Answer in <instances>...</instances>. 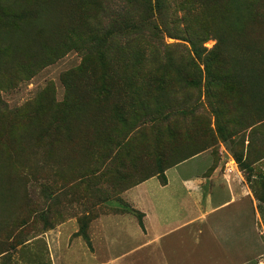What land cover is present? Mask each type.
<instances>
[{
  "label": "trees",
  "instance_id": "trees-1",
  "mask_svg": "<svg viewBox=\"0 0 264 264\" xmlns=\"http://www.w3.org/2000/svg\"><path fill=\"white\" fill-rule=\"evenodd\" d=\"M70 1L0 0V76L20 72L23 62L32 57L41 60L38 69H43L71 50L84 54L81 67L66 79L68 92L62 103L43 92L35 102L10 109L0 98V258L15 249L27 225L9 233L4 230L14 221L17 195L32 180V168L26 163L35 150L57 145L82 148L83 160L98 165L84 178L99 175L114 180L111 195L118 197L152 178L167 186L168 170L215 145L208 121L196 117L195 107H188L169 90L174 78L185 90H197L205 82L217 133L241 148L237 153L234 147V160L255 198L264 204V191L260 194L253 181H262L263 187L264 177L252 176L254 166L264 162V0H178L183 15L178 21L184 27L165 33L190 44L191 55L179 58L180 63L163 43L154 20L155 12L160 18L170 0H120L110 7V22L105 26L97 17L76 21L80 14L105 9L87 1L73 5L72 21L64 23ZM62 36L69 41L64 43L65 53L50 59L56 44L52 38ZM211 39L216 44L208 51L204 43ZM109 53L117 55L118 61H111L115 63L111 71L102 72L110 62ZM107 133L110 143L101 147V137ZM198 139H203L201 145ZM140 144L147 147L139 149ZM49 161L44 162L46 168ZM138 161L150 170L127 180L125 163L136 166ZM120 212L136 215L144 229L141 213L128 205L116 214ZM86 230L82 223L78 235L88 240ZM5 233L10 250L5 249Z\"/></svg>",
  "mask_w": 264,
  "mask_h": 264
},
{
  "label": "rangeland",
  "instance_id": "rangeland-1",
  "mask_svg": "<svg viewBox=\"0 0 264 264\" xmlns=\"http://www.w3.org/2000/svg\"><path fill=\"white\" fill-rule=\"evenodd\" d=\"M61 3L63 0H60ZM87 2H95L105 9L99 14H80L76 16V21L85 22L86 18L97 21L101 25H106L110 22L111 11L110 7L113 4L120 2V0H71L69 8L65 11L62 20L64 23H71L72 21V6ZM178 0H170L169 7L166 11L162 12L160 18L154 14L155 22L159 25L161 30L163 43L170 47L169 52L174 57L175 61L179 62V58L191 55V46L188 42L177 40L176 38L169 37L166 31L175 32L184 27L181 20L183 15L178 10ZM140 11H143L144 6L141 3L137 4ZM63 34V32H62ZM64 35V34H63ZM61 36V35H60ZM63 37V36H62ZM55 41V51L49 54L50 59H54L56 54L65 53L64 43L69 41L63 37L52 38ZM65 40V41H64ZM216 44L213 39L204 43V48L211 51ZM181 46L180 51L173 49L175 46ZM34 48V47H33ZM38 49L35 46L34 52L37 53ZM183 51V52H182ZM160 54V52H158ZM161 55V54H160ZM126 56V54H125ZM84 54L71 50L64 54L62 58L55 59L54 63L43 69H38L41 60L34 59L26 60L23 62L22 70L20 72H13L6 76H0V98L2 102H6L10 109H21L28 103L35 102L39 94L49 92L50 98L55 100L56 103H62L67 97L68 92V79L69 74L79 69L83 63ZM107 58L110 62H106L102 68V72L107 73L111 71L115 63L112 60L118 61V56L114 53H109ZM128 58H126L127 60ZM183 60V58H181ZM38 63V64H37ZM180 63V62H179ZM37 64V66H36ZM111 64V65H110ZM118 66L120 62L117 63ZM97 60V70L100 72ZM201 70L204 66L198 63ZM31 73H35L31 76ZM7 88V89H6ZM168 88L170 91L175 92V97L185 103L188 107H195V116L205 118L214 136L215 145L201 153L198 160L190 161L174 167L166 172V177L169 186L163 189L158 178H152L145 182L142 187L147 189L150 195H189L186 188L183 186L184 179H196L197 177H208L216 168H221L222 174H232L236 169V162L234 160V147L237 153H241V148L224 141L217 133L216 117L213 114L205 92V82L202 81L201 87L197 90L183 89L182 84L174 78L172 83H169ZM203 123L202 120L199 121ZM107 134L102 135L100 142L101 147L108 145ZM198 145L203 143V139L197 140ZM148 145V144H146ZM151 146H154L151 144ZM147 146L140 144L139 149ZM83 149L80 147L57 145L53 148H41L34 152L30 162L26 165L32 168V180L27 185V189L20 191L21 195H17L19 204L15 207L16 215L12 223H8L4 228L9 233L11 230H18L21 224H27L26 227L20 232L18 239L15 241V249L10 250V242L8 241V234H3V241L5 242V249L10 250L6 256L0 260V264H27L26 260L35 262V257H42L44 250L47 248L43 244V239L36 240L50 229L69 221L75 220L79 231L83 223L87 227L86 234L88 240H85L89 248L91 242L89 240V228L91 224L102 216L116 214L117 211H122L124 205H128L123 199V195L114 196L112 194L111 184L114 180L109 178L102 179L99 175L89 176L84 178L87 174L94 173L98 170V165L95 163H86L83 160ZM73 157H70V156ZM75 155V156H74ZM50 159V166L46 168L44 162ZM150 162V161H147ZM127 172L124 177L129 181L138 179L143 173L149 171L147 163L138 161L137 165L134 163H125ZM137 167V168H136ZM240 171V170H239ZM242 173V172H241ZM243 174V173H242ZM254 177H264V162L254 166ZM114 178V177H111ZM115 179V178H114ZM260 179V178H258ZM255 188L261 194L264 191V186L260 185L262 181H255ZM139 191V190H138ZM143 191V190H142ZM250 191V190H249ZM126 194V193H125ZM127 195H139L137 190L129 192ZM219 195V194H218ZM220 195H223L222 193ZM264 195V194H263ZM129 197H127L128 200ZM128 203H132L128 200ZM134 206V205H133ZM136 207V206H135ZM134 207V208H135ZM120 215L128 214L138 217L132 213H119ZM28 241L23 246H18L20 242ZM204 246L200 249V264H207L205 260L208 257H214L216 264H228L222 257V250L218 245L208 246L207 238L204 239ZM47 255V254H46ZM255 256L250 257L249 264H256ZM33 264V263H32ZM186 264V262L184 263Z\"/></svg>",
  "mask_w": 264,
  "mask_h": 264
},
{
  "label": "crops",
  "instance_id": "crops-1",
  "mask_svg": "<svg viewBox=\"0 0 264 264\" xmlns=\"http://www.w3.org/2000/svg\"><path fill=\"white\" fill-rule=\"evenodd\" d=\"M235 168L231 175L218 167L208 177L184 179L189 195H150L143 183L123 199L143 215L144 229L128 214L102 216L89 228V248L69 220L34 240L43 239L47 248L31 264H200L205 238L228 264H249L252 256L264 264V204ZM134 190L139 195H127ZM205 260L216 264L209 254Z\"/></svg>",
  "mask_w": 264,
  "mask_h": 264
}]
</instances>
